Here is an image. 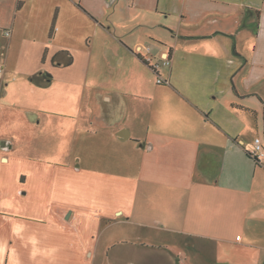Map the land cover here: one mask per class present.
<instances>
[{"label": "crops", "instance_id": "1", "mask_svg": "<svg viewBox=\"0 0 264 264\" xmlns=\"http://www.w3.org/2000/svg\"><path fill=\"white\" fill-rule=\"evenodd\" d=\"M0 65V264L119 225L264 264V0H0Z\"/></svg>", "mask_w": 264, "mask_h": 264}, {"label": "rangeland", "instance_id": "2", "mask_svg": "<svg viewBox=\"0 0 264 264\" xmlns=\"http://www.w3.org/2000/svg\"><path fill=\"white\" fill-rule=\"evenodd\" d=\"M102 52L100 48L95 49L96 55ZM41 138L42 135L39 134V139ZM49 147L53 148V146ZM35 155L41 156V153L36 152ZM125 228L126 230L119 225L101 232L97 248L101 258L96 260L95 264H128L130 260L137 264H214V251L210 247L203 250L206 256L202 257L198 255V247L188 248V244L194 240L182 239L177 235L162 232L145 233V231L136 232L131 227L125 226ZM108 236L112 239H121L127 244L120 243L112 248L110 251H114L115 254L107 253ZM151 253L157 255H149ZM116 254L118 256L115 257Z\"/></svg>", "mask_w": 264, "mask_h": 264}, {"label": "built area", "instance_id": "3", "mask_svg": "<svg viewBox=\"0 0 264 264\" xmlns=\"http://www.w3.org/2000/svg\"><path fill=\"white\" fill-rule=\"evenodd\" d=\"M10 35V32H7V36ZM148 52L149 50H147L146 48H142V47H137L135 49V53L136 54H141L142 52ZM146 63L148 64V66L151 68V70L154 72V74L158 75V72L160 70V68L162 66H170L171 64V59L170 57L166 54L163 59H162V62L161 63H155L153 62V59L152 57H147L146 58ZM4 72V67L0 65V73ZM159 76V75H158ZM158 83L159 84H162L163 81L161 78H159L158 80ZM251 157L258 161L259 163L262 161V159L264 158V146L262 144V140L260 138H257L255 139L254 141V147L250 153Z\"/></svg>", "mask_w": 264, "mask_h": 264}, {"label": "trees", "instance_id": "4", "mask_svg": "<svg viewBox=\"0 0 264 264\" xmlns=\"http://www.w3.org/2000/svg\"><path fill=\"white\" fill-rule=\"evenodd\" d=\"M257 12V17H259L260 16V12L259 11H256ZM54 29H55V26H54V24H53V28H52V31H54ZM257 30V26L255 27V32H257L256 31ZM249 156L251 157V155H250V153H249ZM256 161V160H255ZM257 163H259L258 161H256Z\"/></svg>", "mask_w": 264, "mask_h": 264}]
</instances>
